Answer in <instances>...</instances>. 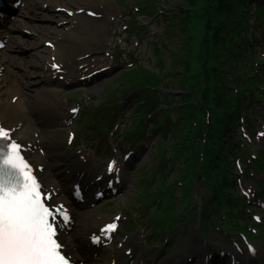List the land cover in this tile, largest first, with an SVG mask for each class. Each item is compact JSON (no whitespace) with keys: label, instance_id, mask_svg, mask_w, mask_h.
<instances>
[{"label":"snow or ice","instance_id":"snow-or-ice-1","mask_svg":"<svg viewBox=\"0 0 264 264\" xmlns=\"http://www.w3.org/2000/svg\"><path fill=\"white\" fill-rule=\"evenodd\" d=\"M52 67L59 70L55 64ZM11 131L0 126V264H78L61 239L63 228L70 223L67 209L49 202L53 194L39 175L43 167L30 163ZM72 138L69 134L68 143ZM115 163H109L110 173L118 171ZM116 228L109 223L101 229V236L110 238L108 234ZM99 239L94 236L93 243ZM248 251L255 254L252 245ZM209 260L208 254L202 258L203 264Z\"/></svg>","mask_w":264,"mask_h":264},{"label":"bare ground","instance_id":"bare-ground-1","mask_svg":"<svg viewBox=\"0 0 264 264\" xmlns=\"http://www.w3.org/2000/svg\"><path fill=\"white\" fill-rule=\"evenodd\" d=\"M35 1L37 3L39 0L31 1L32 6L30 7L29 10L26 9V12H33L34 15L36 13H42L41 8H40L41 11H39L38 7H37L38 10L36 9ZM40 1H44V0H40ZM48 1L50 3L48 10H50L52 8V6L57 3V1L56 0H52V1L48 0ZM62 2L68 3L69 1L62 0ZM81 2L85 3V1H81ZM69 5L78 6L79 4H78V2H71V3H69ZM27 6H30V5L28 4ZM24 11H25V9L23 10L22 13H24ZM55 17H56L55 15L44 14V15H41V17H39V18H33V20H32L33 23L22 21L21 17H19V19H17L16 22H18L20 27L27 28V29L31 28L32 30L39 32V34L43 35L44 37H50V38L54 39L55 43H56V53H53L51 55V57H55V59L57 58L58 61L63 65L64 69L68 73H70L71 68L74 69V66H73L74 59L82 56L83 53L80 55H77V56H72L73 54H76V53H73L72 51H70V47H68L70 45L61 42V39H66V38L73 39L72 37L65 36V34H64V35H62L61 39H58V36L60 34V31L58 29H56L53 26H39L38 25V23L42 22V21L43 22L44 21L52 22V21H54ZM77 18H78L79 23L73 27V31H72L73 33L72 34H79V31L82 30V27L84 28L85 26H87L89 28V26L87 24L90 23L89 22L90 20H85L83 16H81V17L76 16V19ZM90 26H94L93 23H90ZM17 28L18 27L13 26V24L9 27L8 48H7L8 52L6 54H3L2 56H0V67H2V69L5 70V75L11 76V79H7V80L1 79L0 80V109H1L0 119L1 118L2 119L8 118L10 120L11 125H14V124L18 125L20 123V121L22 122L27 118L29 113L27 110H23V111L20 110L19 111V109L17 108V105L11 106L9 104H3L1 102L2 94L7 96V93L11 94L12 92H17L20 94V96L27 97L28 92H29V88L35 83V82H30V83H26L25 86H22L20 84V81H18V78H19L18 75L19 74L17 73V70L15 73V69H17L20 65L21 66L24 65L25 68L27 67L26 69H29L28 71L33 70V72H31L30 75H29L30 72H28L27 76L28 77L30 76V78L40 77L41 75H44L46 77L47 75L51 74L50 72H47V70L45 72H43V70L47 68V66L44 64V61L48 59L47 55H49V52L46 49H41L39 42L26 40V42L24 44L25 46L28 47V49L30 51V57L32 59H35L30 64L28 61L29 59L25 60L24 57H21L18 59L16 54H14V52H17L14 50L15 46L20 44L22 41L19 37L15 36V35H11V33L20 32V30ZM73 40H75V39H73ZM86 41H87V43H89L92 40L87 39ZM75 43L77 45L80 44V42L77 40H75ZM12 44H14L15 46H12ZM96 49H97L96 46H94V47L91 46L89 48V44H87V46L85 48V53L92 52ZM70 52H71V54H70ZM49 60H50V56H49ZM39 70H42V72L40 74L36 73ZM22 87H25V88H22ZM46 133L48 135L47 131H46ZM89 231H91V230H89ZM94 233H95L94 231L91 232V234H94ZM64 243L67 245V249L71 253L70 246L66 242H64ZM198 247H199L198 235H197V232L195 231L191 241L188 243V246L186 247L187 257L195 258L196 257L195 253H196V250L198 249ZM140 255H141V253L136 254L137 257H139ZM235 258H236L235 261H238V262H241L243 260L239 256L238 257L235 256ZM177 259H178V257L174 258L173 260L168 261V262H159L156 264H178L179 260H177ZM114 260H116L118 264L122 263L120 261L121 257H119V256L115 257ZM242 264H247V263H246V261H242Z\"/></svg>","mask_w":264,"mask_h":264},{"label":"rangeland","instance_id":"rangeland-1","mask_svg":"<svg viewBox=\"0 0 264 264\" xmlns=\"http://www.w3.org/2000/svg\"><path fill=\"white\" fill-rule=\"evenodd\" d=\"M87 1H90V0H86V2ZM115 1L121 2V4L124 7H126V6L129 7V6H133V4H135V3L137 4L138 1H142V0H103V2L105 4L107 3L109 5L114 4ZM154 1L156 2L155 6L158 9H162V10H165L166 12L171 13V12L176 11L175 10L176 6L182 4L183 0H154ZM92 3H93V1H92ZM141 19L144 23H147V21H148L147 17H141ZM48 24H50V23H48V22H44V23L42 22L41 23V25H43V26H45V25L50 26ZM148 27H149L150 31L155 32L156 35H162L164 33L165 29H167V27H169V24L163 23V22L155 23V21H153V22L149 21ZM172 28H173V31L169 34L170 36H167L168 35L167 34L164 37V39H165L164 42H165L166 48L163 49V53H162L163 54V65H164L163 70L160 71V69H157V68L154 69L155 71H158L161 74H164L166 71L178 72L181 69V67L177 64V61L173 58V53L182 55V53L184 52L183 49H181V47L179 45L181 43L180 38H182V37L178 33L176 27H172ZM140 37L142 38L141 47H140V54H141V57L143 58V61H145V63H146L148 60H150L149 65H151V64L155 65V58L152 56V50H151V47L149 45L152 41L151 40L152 37H149V41H147V39H148L147 35L142 34ZM44 40H45V38L42 39V41H44ZM263 46H264V44H263ZM261 49L257 50L258 56L260 53L264 54V47H262ZM145 50H146V52H145ZM28 54L29 53L26 54V52H25V55H27V57H28ZM28 59L27 60L29 61V64L35 60V59H32L31 57H29ZM29 72H30L29 73V75H30L31 72H33V70H31ZM114 77H116V75L113 76L112 78H110L100 88L97 89V93L99 95H101L103 93V90L104 91L107 90V88L104 86L108 85ZM31 81H34V80H31ZM97 98H99V97H97ZM151 155H152V152H149L147 155H145L143 161L145 163H148L151 159ZM146 170H148V165H147V168L145 169V172H146ZM142 173L144 174V172H142ZM138 175H140V174L139 173L136 174L135 180L138 179ZM173 177L174 176L172 174H171V176H169V182L173 179ZM136 192H137L136 186L133 185L131 191L126 196L125 200H121V201L115 203L111 207V210L112 209L116 210L119 207L121 208L124 203H128L136 195ZM131 208H133V211H134V207H131ZM100 213L103 214V213H105V211L103 210V211L98 212L99 215H101ZM127 213H128V210H127ZM93 215H96V212L87 213V214H84L80 218L79 217L76 218V225H77L76 230H77L78 226H79L78 227L79 231L89 229L90 228V218ZM107 217H109V215H105V218H107ZM177 233L179 234V232H177ZM263 234H264V232H263ZM188 236H189L188 234L186 236H178L176 239H174V241L170 242L168 244L170 246L169 251L165 250L166 247L164 248L163 246H161L162 241L160 240L158 245L154 246L153 248H150L147 251V252H150L149 259L155 263V261L166 260V259L174 256L175 254L181 252L183 250V247H181L179 245V243H182V244L186 243L188 241ZM72 237L74 238V236H72ZM169 240L171 241V236L169 237ZM92 264H95V263H92Z\"/></svg>","mask_w":264,"mask_h":264},{"label":"trees","instance_id":"trees-1","mask_svg":"<svg viewBox=\"0 0 264 264\" xmlns=\"http://www.w3.org/2000/svg\"><path fill=\"white\" fill-rule=\"evenodd\" d=\"M194 0H190L189 3H193ZM211 8L209 9V11H213L212 14L207 15V26H206V38H205V56H209L208 51L212 50V47L214 45H217V43H221L223 45L226 44V39L225 36L226 35H218V33H221L222 30L224 28H226V26L223 24L225 23L223 20H221V18H228L230 17L229 13H227V8L230 6L232 8H235L236 10L238 9V7L245 5L246 4V0H211ZM234 36H237L234 34ZM225 52V51H222ZM216 53V52H215ZM214 53V58L216 57ZM228 52H226L225 54L222 53L220 54V57H224V56H228L227 54ZM213 57V56H212ZM207 74L209 76V79H206V83H212L215 82V84H217L216 86H218L219 84L222 83L223 79L221 77V75L219 73L213 71L212 69L208 68L207 70ZM153 83L154 80L152 81ZM219 87V86H218ZM224 92L223 90H221L220 92L216 89V87L207 95V99L210 101H214L215 104H221L222 108H224L227 113L225 114V116L227 118H233V111L235 110V108L237 109V111L239 110L238 105H233L231 103H228L227 101H222L225 97L223 96ZM222 101V102H221ZM226 120V119H224ZM214 133V132H213ZM217 131L214 133V139H217Z\"/></svg>","mask_w":264,"mask_h":264}]
</instances>
